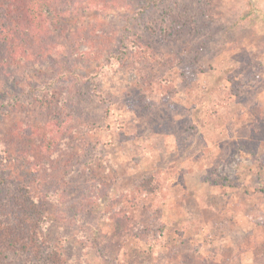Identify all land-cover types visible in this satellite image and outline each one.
Masks as SVG:
<instances>
[{"label": "rangeland", "instance_id": "rangeland-1", "mask_svg": "<svg viewBox=\"0 0 264 264\" xmlns=\"http://www.w3.org/2000/svg\"><path fill=\"white\" fill-rule=\"evenodd\" d=\"M109 2L69 18L56 65L9 78L39 83L0 115V151L22 155L46 246L61 264H264V0Z\"/></svg>", "mask_w": 264, "mask_h": 264}, {"label": "trees", "instance_id": "trees-1", "mask_svg": "<svg viewBox=\"0 0 264 264\" xmlns=\"http://www.w3.org/2000/svg\"><path fill=\"white\" fill-rule=\"evenodd\" d=\"M111 4L109 0H0V88L6 89L8 92L3 90V93L9 97L0 102V115L4 116L9 109L15 112L25 98L35 94L33 90H40L39 83L29 73H25V78L29 79L25 87L15 83L8 85L10 76L25 72L33 65L56 62L72 43L74 30L69 18H75V13L86 9ZM59 66L63 75L72 77L71 66ZM54 70L40 67L36 81L43 77H52L49 79L54 81L53 78L58 77L53 75ZM57 89L58 85L52 87L54 92ZM70 91L68 95L73 97ZM35 127L39 133L41 127ZM21 129L17 126L6 135L21 136ZM0 153V164L5 161L10 164L9 167L0 165V264H61L44 242L45 216L31 184L13 170V164H17L22 155L16 153L14 144ZM37 167L36 163L32 164L34 171Z\"/></svg>", "mask_w": 264, "mask_h": 264}]
</instances>
